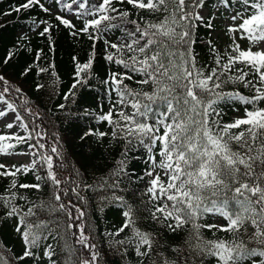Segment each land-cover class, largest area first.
Listing matches in <instances>:
<instances>
[{
	"label": "snow or ice",
	"instance_id": "6c2138e0",
	"mask_svg": "<svg viewBox=\"0 0 264 264\" xmlns=\"http://www.w3.org/2000/svg\"><path fill=\"white\" fill-rule=\"evenodd\" d=\"M34 6L51 13L41 0L14 11ZM65 7L81 26L56 14V27L86 37L91 51L84 62L73 58L76 80L63 99L75 103L79 87L95 75L102 45L108 68L100 83L108 104L94 118L109 130L87 129L79 139L118 145V158L99 178L75 167L65 175L61 137H49L40 106L0 74V127L16 129L0 132V156L27 157L25 163L0 162V178H11L0 190V219L13 223L20 243L19 253L0 245V264H109V254L116 257L111 264H133L129 257L134 264H264V0H72ZM225 13L229 43L221 51L206 41L212 60L201 63L197 30L211 35ZM42 23L39 35H47L54 51V25ZM34 67L37 75L52 77L47 86L36 83V91L58 94L55 64L29 65L21 75ZM228 85L239 88L225 91ZM14 94L25 97L22 104L9 101ZM233 103L243 114L226 122L221 105ZM141 148L146 168L136 180L148 179L133 196L143 209L117 194L125 180L132 182L129 153ZM29 173L34 183L19 181ZM95 201L114 203L123 217L118 228L100 233L104 247L87 212Z\"/></svg>",
	"mask_w": 264,
	"mask_h": 264
},
{
	"label": "trees",
	"instance_id": "16d2710c",
	"mask_svg": "<svg viewBox=\"0 0 264 264\" xmlns=\"http://www.w3.org/2000/svg\"><path fill=\"white\" fill-rule=\"evenodd\" d=\"M26 2L27 0H0V74L4 75L13 86L22 88L30 102L40 106V110L44 115V127L47 129L49 137H51L52 133H58L61 137L67 157L66 162L69 164V169L64 174L68 175L71 168L75 167L86 176L99 178L107 169L113 166L114 158H118L119 147L118 145H113V147L109 148L107 140L97 142V139L91 136L81 141L79 136L87 129L109 130L106 123L94 118L101 111H107L108 104L104 86L100 83V80L105 77L108 68L107 62L100 53L102 45H97V58L94 65L95 75L89 80L88 85L83 87L78 86L79 91L74 97V104L71 102L72 97L68 101H65L63 94L71 89L76 80L75 61L73 58L75 57L76 61L84 62L91 51L90 42L83 35L73 37L70 34L71 30L62 25L56 27L58 22L55 20V14L52 10L58 8L61 15L69 18L74 13L69 11L65 7V4L71 3L72 0H41V4L51 9V13L44 12L39 6L30 7L27 10L22 9L19 13L14 11L16 7ZM75 7L76 5L73 4V9ZM71 20L76 24L77 28L81 26L80 20L75 18V16ZM42 21H47L54 25V30L51 34L54 41L52 45L54 51H50V42L47 35H39V32L45 27ZM219 28L221 26L217 25L211 35L204 28L197 30V43L194 47L199 54L198 58L201 63L205 61L209 64L211 63L212 56L209 53L206 41L211 39L218 48V42L214 39L213 33ZM25 34L27 38L20 39ZM116 35H119V32ZM115 38V35L112 36L113 40ZM10 52L14 53V55L7 63H4L5 58ZM38 53L40 54L39 61L36 60ZM49 63L55 64V71L59 76V83L55 88V92L58 94H50L47 87L36 91V83H43L47 86L52 79L47 73L37 75L34 67L32 72L25 76L21 75L22 71L29 65L39 64L41 67H47ZM3 86L0 85V88ZM133 86L135 87V85ZM234 88H239V85H228L225 87V91H231ZM243 91L247 93L246 89ZM7 98L10 102L14 101L19 105L23 103L25 97L20 94H14L8 95ZM60 103H64L66 108L59 109L57 105ZM97 105H104V108L101 110ZM221 107L224 110V120L226 122L243 114L242 108L235 110L236 105L234 103L222 104ZM85 108L92 112L93 115L85 117L81 111ZM66 113H71V115H66ZM20 147L21 149H26V146ZM129 157L127 166L129 172L132 173L129 177L132 182L129 183L125 180L121 184L124 191L117 194L124 195L129 203H132L134 206L139 205L143 209L144 206L140 204V197L138 195L134 197L133 194H138L146 188L148 179L146 176L142 181L136 180V177L141 176L146 168V164L144 163L146 153L141 148L130 152ZM0 162H3L2 156H0ZM10 179L0 178V190H3L7 186ZM19 181L24 183L35 182L34 176L31 173L26 176H20ZM88 182L92 183L93 180L89 179ZM25 194L33 199L41 196V193L26 191ZM82 194L90 195L89 193ZM143 199L146 201L147 197H143ZM98 203L103 207V211L98 210L96 206ZM2 211L3 209L0 208V212ZM87 212L95 226L97 242L101 247L106 246L104 243L105 237L101 236L100 233L114 230L122 224L123 217L121 216V210L114 203L95 201L90 203ZM144 214L147 215L146 213ZM207 235L211 237L212 234L207 233ZM172 238L171 236L169 237V239ZM107 239H111V237ZM176 239L179 238L177 237ZM0 245L6 246L5 251H7V247H10L12 251L16 253L20 252V243L14 233L13 223L6 219H0ZM115 259V256L109 254V264ZM129 259L133 260L134 264V258L129 257Z\"/></svg>",
	"mask_w": 264,
	"mask_h": 264
},
{
	"label": "rangeland",
	"instance_id": "374dc122",
	"mask_svg": "<svg viewBox=\"0 0 264 264\" xmlns=\"http://www.w3.org/2000/svg\"><path fill=\"white\" fill-rule=\"evenodd\" d=\"M52 11L54 12L55 15L60 14V10H58V8L56 9L54 8ZM228 20H229V17L227 13H225V15L222 18L217 17V20L215 21L216 25H220L221 28L217 29L213 33V37L218 42V49H220L221 51L225 49L229 41L228 36L225 35L223 32V29L226 27V23L228 22ZM3 108H4V105L0 104V110H2ZM9 118H11V114L9 115ZM14 131H16V129L8 130V129H4L0 127V132H14ZM26 161H27V157H24V156H11V157L3 156V163H6V164L25 163ZM222 222L223 221H221V223Z\"/></svg>",
	"mask_w": 264,
	"mask_h": 264
}]
</instances>
